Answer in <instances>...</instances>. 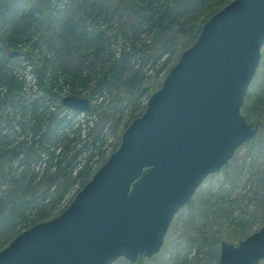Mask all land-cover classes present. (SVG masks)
Returning <instances> with one entry per match:
<instances>
[{
    "label": "rangeland",
    "instance_id": "rangeland-1",
    "mask_svg": "<svg viewBox=\"0 0 264 264\" xmlns=\"http://www.w3.org/2000/svg\"><path fill=\"white\" fill-rule=\"evenodd\" d=\"M208 1L196 0L188 8L179 4L164 18L162 35L171 36L177 29L179 35L160 56L153 37L157 10L167 0H134L135 20L130 24L121 7H113L118 0H50V18L31 0H0V47L8 44L9 51L19 52L6 65L10 78L0 81V163L5 165V176L0 177L5 216L0 219V249L34 222L58 214L118 148L127 125L143 113L183 51L189 38L185 21L199 23ZM230 1L220 0L219 5ZM75 23L73 34L70 27ZM28 46L33 58L22 54ZM261 53L241 108L249 123L258 124L257 133L219 172L205 178L174 215L159 253L142 258L141 264H216L221 240L236 245L264 226V45ZM36 69L43 70L52 91L62 98L75 87V95L100 105L97 129L88 135L85 116L60 107L59 98H44ZM120 95L123 99L106 109ZM17 101L36 103L39 112L45 111L40 131L32 129L31 112L26 106L19 110ZM103 111L110 117L105 124ZM50 114L70 121L57 130L50 126L43 135ZM115 264L136 263L119 258Z\"/></svg>",
    "mask_w": 264,
    "mask_h": 264
},
{
    "label": "water",
    "instance_id": "water-1",
    "mask_svg": "<svg viewBox=\"0 0 264 264\" xmlns=\"http://www.w3.org/2000/svg\"><path fill=\"white\" fill-rule=\"evenodd\" d=\"M263 45L264 0H232L214 13L118 148L61 213L1 249L0 264H112L119 257L134 263L157 254L174 215L257 133L241 108ZM61 103L90 109L75 94ZM261 259L264 226L236 245L220 242L219 264Z\"/></svg>",
    "mask_w": 264,
    "mask_h": 264
},
{
    "label": "trees",
    "instance_id": "trees-1",
    "mask_svg": "<svg viewBox=\"0 0 264 264\" xmlns=\"http://www.w3.org/2000/svg\"><path fill=\"white\" fill-rule=\"evenodd\" d=\"M31 1L33 3L39 5L40 12H42L46 16H49V18L51 17L52 10H51L50 5H49V1L50 0L49 1H44V0H31ZM118 1H119V3L116 6L114 5L113 7H115V8L121 7L120 9H122V11L125 13V18H126L125 22L127 21L129 24L132 23L135 20V14H132L133 7L134 6L131 5L132 3H134V0H118ZM194 1H196V0H167L168 3L162 5V8L159 7V9L157 10L158 15H159V18L157 20L158 22H157V25H156V34L153 37V43L155 45H157V48H158V51H159L160 56L171 47V45L173 44V42L175 41V39L179 35V30L178 29L176 31H174L171 36L165 37V36L162 35V31L164 30V24L162 22H163L164 18L166 16H168V14L175 7H177L179 4L183 8H188V7H192ZM219 4H220V0H209L207 4H204L203 9H202V12H203L202 14H203L204 17H202L201 19H199L200 22L197 23L196 25H194L193 23H191V21H189V19L186 18V20L187 19L188 20L185 21L184 27L187 28V31L189 33V38H188V40L186 42L183 43V46H184L183 47V50H185L186 48H188L195 41V39L197 38V36H198V34L200 32V29H201L202 25L214 13H216L219 9L222 8V6L219 5ZM141 9H144V7L142 6ZM1 14H3V11H2L1 6H0V15ZM69 20H70V18L67 17V20L65 21V24H68ZM76 25L77 24L75 23V24H73L72 27H70V30H71V32L73 34H75V32H76V30H75L76 29V27H75ZM93 32L95 33V31H92L91 33H93ZM96 34H97V32H96ZM10 42H11L10 45H12V46L15 45V43H16L15 41H10ZM11 48H12L11 46L9 47L8 44H4V43H3V46L0 47V50L2 52L1 53V56H0V81L2 79H6V78L9 79L10 78V77L7 76L8 72L6 71L7 70L6 69V65L8 64L9 59H10L7 56V54H8L7 53V49L9 51ZM14 48H17V47H14ZM21 50L24 51V52L22 51L23 52L22 53L23 55L24 54L26 56L28 55V56H30V58H33L34 57V54H33L34 53V50L32 49L31 46H28L26 50H24V49H21ZM262 64H264V60L262 61ZM35 73L37 74V84L39 86V89L41 90V92L43 91V95L42 96L44 98L49 99V100H51V99H53L55 97L56 98H59L58 100H61L62 96L57 95L55 92L52 91V87H53L52 81H50V80H48V78H46V76L43 73V70L42 69H36ZM44 79H46L47 82H49V86H48L47 82ZM13 80H15V79H13ZM71 91H72V92H70L71 94H78V90L75 87H72L71 88ZM248 94H249V92L247 93V95ZM247 95H246L245 99H247ZM122 99H123V96L122 95H120L119 98H117V99H112V101H110L108 103V105L109 104L110 105L106 109H109L111 106H114L115 104L119 103L120 100H122ZM12 102L15 103L16 101L13 99ZM2 103H3V101H0V104H2ZM15 106L19 110H23L22 108L26 106V109H28V111L31 112L30 118L33 119L32 129L33 128H36L37 131H40L41 130V126H42L41 125V122L43 121V119H41L40 116L43 115L45 113V111L42 110L41 112H39V105H36V103L35 104L33 103L31 105H25V104L22 105V104L19 103V101H17V103H16ZM59 106L60 107H64V106L61 105L60 102H59ZM99 107H100V105H95V106L90 105V112L85 113L86 116H90L91 117L93 114H95L93 116L96 117V119L93 120V121H92V118L89 121L87 119L86 126H88V135H90L91 132H93L95 130V128L97 129L98 118H99V121H100V118H101L100 117L101 115L99 116V113L96 112V110ZM145 107H146V105H145ZM64 109H68V108L64 107ZM67 111H70V109H68ZM71 112H73V111H71ZM74 113H76V112H74ZM96 113H97V115H96ZM103 113H105V115L103 117V119H104L103 120V123L105 124L107 122V120H110V117L107 115L109 113V111H103ZM47 120L49 122V125L44 130V134L43 135H46V134H48L50 132V126H55V129L57 130V128L61 127V125L64 126L67 122L70 121V119H68L65 116H62L60 114H59V116H55L53 114H50L48 116ZM95 139H96V136L94 137V140ZM4 166H5L4 164L0 163V177L1 178L5 176ZM86 167H87V165H86ZM64 184L65 183H63V185ZM59 192L61 194V192H62L61 189L58 190V193ZM2 217H5V216H4V212L0 209V219ZM39 221H41V220H39ZM237 239H240V237H238ZM141 261H142V258L140 257L139 260L136 262V264H141ZM216 264H218V262Z\"/></svg>",
    "mask_w": 264,
    "mask_h": 264
},
{
    "label": "flooded vegetation",
    "instance_id": "flooded-vegetation-1",
    "mask_svg": "<svg viewBox=\"0 0 264 264\" xmlns=\"http://www.w3.org/2000/svg\"><path fill=\"white\" fill-rule=\"evenodd\" d=\"M221 241H223V240H221Z\"/></svg>",
    "mask_w": 264,
    "mask_h": 264
}]
</instances>
